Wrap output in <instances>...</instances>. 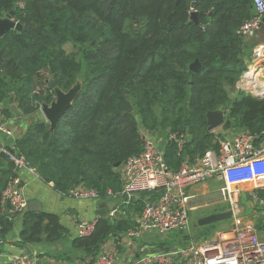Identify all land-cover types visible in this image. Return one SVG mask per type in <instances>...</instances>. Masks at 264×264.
Wrapping results in <instances>:
<instances>
[{"label":"trees","instance_id":"trees-1","mask_svg":"<svg viewBox=\"0 0 264 264\" xmlns=\"http://www.w3.org/2000/svg\"><path fill=\"white\" fill-rule=\"evenodd\" d=\"M10 11L28 29L0 37V103L14 100L30 116L54 100L48 80L65 92L81 84L54 131L37 119L14 145L60 193L118 192L115 165L141 151L143 132L190 137L181 154L167 144L171 170L218 147L210 112L224 109L223 129L264 132V97L236 90L248 47L237 31L254 14L252 0H0V17ZM195 61L198 72L189 70ZM133 225L98 219L92 235L74 245L94 258ZM11 227L0 213V235ZM62 233L57 216L26 213L20 239L52 243Z\"/></svg>","mask_w":264,"mask_h":264},{"label":"built area","instance_id":"built-area-1","mask_svg":"<svg viewBox=\"0 0 264 264\" xmlns=\"http://www.w3.org/2000/svg\"><path fill=\"white\" fill-rule=\"evenodd\" d=\"M252 2L254 14L237 31L246 40L253 38L260 29L264 16V0ZM251 58L264 62V44L254 48ZM248 73L247 68L236 90L263 98L264 83L249 81ZM257 89L262 91L258 93ZM0 129L11 136L10 131ZM220 136L216 139V149H207L194 160L185 158L177 170H171L154 141L156 135L143 132L141 151L121 163V189L116 193L107 190L105 195L108 198H142L138 224L122 233L118 244H106L105 247L109 245L110 249L98 253L89 264H122L125 256L119 253L117 245H128L147 235L165 237L170 232H188L190 191L212 180L223 182L219 192L229 204L232 220L229 229L217 232L202 243L191 241L179 250L149 252L144 249L137 257L133 252L124 264H264V132L257 134L241 130L234 138ZM189 138L184 133L166 132V142L175 145L178 153ZM0 152L16 170L35 172L23 156L15 153L14 147H0ZM17 184L18 179L11 177L0 197V213L9 221L24 216L28 210V202ZM62 194L76 200L101 198L98 192L90 189L70 188ZM243 194L246 196L244 204L241 202ZM245 204L252 212L258 211V223L242 216V205ZM75 223L79 238H87L94 232L97 220H76ZM2 246L0 238V250ZM10 264L45 263L28 253H21L11 256Z\"/></svg>","mask_w":264,"mask_h":264},{"label":"crops","instance_id":"crops-1","mask_svg":"<svg viewBox=\"0 0 264 264\" xmlns=\"http://www.w3.org/2000/svg\"><path fill=\"white\" fill-rule=\"evenodd\" d=\"M247 44L248 47L245 48L246 54L243 59L246 70L248 68L249 71L248 80L250 81L251 79L253 83H264V62H256L251 58L254 48L264 44V24L261 25L253 38L247 40ZM37 119L47 122L41 112L30 116L23 115L17 102L14 100L7 99L0 103V128L11 132V136H9L0 129V147H14L16 141L26 134L30 125ZM218 129L213 130V132L216 131L220 135L231 138H234L241 131L238 128L225 130L222 126ZM11 177L18 179L17 186L28 202L26 213H46L57 216L63 228V233L58 241L52 243L42 240L39 243L24 244L21 242L20 233L23 229L26 213L24 216L14 217L11 220V229L7 233L0 235V238L3 240V246L0 250V264H10V257L21 253H28L45 264H89L92 258L86 257L74 245V241L79 239L75 221L101 219L97 213L109 203H113L114 206L106 213L103 219L131 221L134 227L138 224L140 213L135 210V207L140 206L139 201L142 203V199L105 197L99 200H76L55 190L53 184L44 182L36 171L32 173L27 169L16 170L7 157L0 152V191H3L4 184ZM191 241H198L197 236H191L187 245ZM112 242L118 244L113 239L108 240L107 244H111ZM117 246L118 248L125 247L122 244ZM139 247L140 245H132V249H138ZM109 249L108 245L103 250L107 251ZM143 251L144 247L141 250H136L133 256L137 257ZM149 252L154 251L149 250ZM81 253L83 254L81 255ZM132 254L133 250L131 252L127 250L123 253L125 258L123 257L121 263H127Z\"/></svg>","mask_w":264,"mask_h":264},{"label":"rangeland","instance_id":"rangeland-1","mask_svg":"<svg viewBox=\"0 0 264 264\" xmlns=\"http://www.w3.org/2000/svg\"><path fill=\"white\" fill-rule=\"evenodd\" d=\"M39 112H41L40 109ZM230 129H234V128L231 127ZM214 133L215 135H217V137H221L219 136L220 134L218 132L214 131ZM155 135L156 137L154 141L157 143L159 149L163 153H165V149L168 144L166 142V132L158 131L157 133H155ZM205 185L206 186L204 185L197 186L190 191V195L192 196V198L189 203L191 210L189 211L190 227L188 232L186 233L170 232L165 237L158 235H147L143 238V240H137L134 241L133 244L129 243L128 245H125V247L119 248V253L123 254L127 250L128 252H131L132 250L133 252H135L136 250H141L143 247L144 249H148L154 252H158L160 250L166 251L168 249L169 251H172L174 249L179 250L187 245V243L191 239V236H197L198 241L202 243L210 240L217 232L221 230L229 229L232 226L231 219L204 227H199L197 225L198 220L205 216L229 211L228 202L223 198L222 193L219 192V190L223 187V182L212 180V181H208ZM242 209H243V213H242L243 217L253 219L255 223L259 222L260 217L257 213L258 211L255 210V212H252L248 204L242 205ZM134 244L140 245V247L138 249H132V245ZM82 254L83 253H81V255Z\"/></svg>","mask_w":264,"mask_h":264},{"label":"water","instance_id":"water-1","mask_svg":"<svg viewBox=\"0 0 264 264\" xmlns=\"http://www.w3.org/2000/svg\"><path fill=\"white\" fill-rule=\"evenodd\" d=\"M14 11H10L4 17H0V37L5 35L10 31L20 32L23 29L27 30V25H21L18 22L13 20ZM191 19L197 23V14L196 12H191ZM262 24H264V16L262 18ZM261 24V25H262ZM200 65L198 61L193 62L189 65V70L192 72H198ZM48 88L54 93V100L49 104H43L40 108L42 115L45 120L49 123L50 130L54 131L58 121L66 114L67 110L71 107L74 101L77 99L79 92L81 90V84L77 82L73 87H71L68 91H62L56 86L55 81L48 80L47 81ZM262 90L257 89V92L260 93ZM224 109H220L218 111L210 112L207 114V124L209 131H213L215 129L220 128L224 124L225 115ZM121 163H117L115 165L116 168H119ZM241 202L244 204L246 201V196L243 194ZM113 203L107 204L104 209H101L99 213H97L99 218H104L106 213L113 208ZM231 219L230 211L221 212L217 214H211L205 216L198 220L197 225L199 227L209 226L218 222L227 221ZM196 240V239H194Z\"/></svg>","mask_w":264,"mask_h":264}]
</instances>
